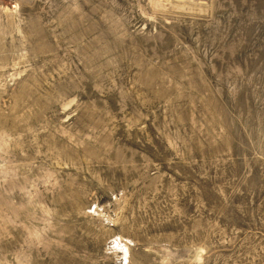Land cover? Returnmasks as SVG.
Instances as JSON below:
<instances>
[{
  "label": "rangeland",
  "instance_id": "obj_1",
  "mask_svg": "<svg viewBox=\"0 0 264 264\" xmlns=\"http://www.w3.org/2000/svg\"><path fill=\"white\" fill-rule=\"evenodd\" d=\"M0 264H264V0H0Z\"/></svg>",
  "mask_w": 264,
  "mask_h": 264
}]
</instances>
